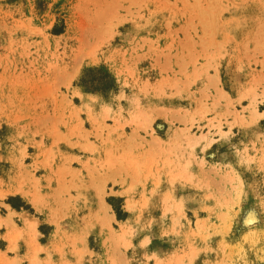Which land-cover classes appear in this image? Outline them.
I'll list each match as a JSON object with an SVG mask.
<instances>
[{"label": "rangeland", "instance_id": "rangeland-1", "mask_svg": "<svg viewBox=\"0 0 264 264\" xmlns=\"http://www.w3.org/2000/svg\"><path fill=\"white\" fill-rule=\"evenodd\" d=\"M93 66L115 87L86 91ZM65 195L55 237L80 233L44 264H264V0H0V216ZM126 219L146 249L115 241Z\"/></svg>", "mask_w": 264, "mask_h": 264}, {"label": "crops", "instance_id": "crops-1", "mask_svg": "<svg viewBox=\"0 0 264 264\" xmlns=\"http://www.w3.org/2000/svg\"><path fill=\"white\" fill-rule=\"evenodd\" d=\"M163 139L165 140V138L163 137ZM70 154H72L71 152H69ZM76 154V153H75ZM226 161L222 162L225 163ZM229 164V163H228ZM180 169V168H179ZM178 169V175H179V179H176L174 187L176 188L177 185H183V186H187V188L190 189H195V187L193 186V181L196 179V173L195 171H191L188 170L184 173H182L181 171H179ZM184 170V169H183ZM182 170V171H183ZM181 173V174H180ZM191 174L192 177L191 181L192 183L188 182L187 177ZM186 180H185V179ZM180 179H183L182 181ZM110 182H107V186H109ZM102 182L101 181H95L94 182V186L90 185V187H95V188H100L102 187ZM117 184H115L114 186V190L117 189ZM162 187L165 184H161ZM167 187H171L170 184L166 185ZM118 191V190H117ZM96 190H94V196L93 194L89 195V193H87L88 195V199L90 200V202L92 203V216L94 217V219L96 220L97 217L95 214V209L97 207H99L100 204H102L103 202H106V199L104 198V201L101 200V198L97 195ZM73 196L76 195V192L71 191L70 192ZM82 194L84 192H81ZM99 194V192H98ZM184 196L186 197H182V201L183 203H185L187 201V195L184 194ZM20 197H22V200L26 203V204H31V206H33L31 198L28 196H23L22 194H20ZM66 197V200L65 198ZM62 198H58V202L56 205H53L52 207L49 208V212L48 209L45 206H41V209L39 211L35 210V213L30 212L29 210L25 209L24 207L21 208H16L14 207L12 204L6 202L7 196L5 198H3V206L6 208V213L5 215H1L3 217H6L10 212L12 213V222L9 224H2L0 226V238H3L6 241V247H8L10 245V243L12 242L11 239H9V237H15L17 236L18 232V237L15 241V244L17 246L16 250H14L13 252L16 253L17 256H19L20 260H19V264L25 263V264H30L28 259L29 258H35L38 261V264H44L45 260H48L47 258V250L52 251V259H54L55 255L53 252L54 246H56V244L59 243V241L56 240H60L62 244H67L70 242V240L73 238V236H76L77 234L80 233V226H75V222H72V220L68 223L64 222L66 221V217L63 218V222H61L64 225H68V227L63 229V234H62V238L61 239H57L55 236L57 233H55V227H54V223L51 222L49 219H52L54 217L53 214H59L61 212H65L64 207L67 206V203L69 204V202L67 201V195H65ZM30 198V199H29ZM63 200V201H62ZM126 201V197L124 199ZM70 206V204L68 205ZM67 206V207H68ZM78 206H80V210L82 211L80 213V215L78 217H76V219L78 218V221L82 220L81 214H86L85 212V206L83 203L79 202ZM128 210V209H126ZM129 212V211H128ZM50 213V214H49ZM110 213V212H109ZM95 214V215H94ZM111 214V213H110ZM85 217L87 215H84ZM55 217L57 218V216L55 215ZM84 217V218H85ZM102 217V214L100 215V218ZM114 218L115 220H117V216L116 214H114ZM35 219V225H31V220ZM122 222H124V225H121L120 227V231L114 234V237H116V242H120V241H125L128 244V247H125V249L127 251H129L131 248L134 247H138V248H143L146 249L147 246H149L154 238L153 234H148L146 232H140L138 236L134 235H130L128 230V226H129V220H121ZM6 225V226H5ZM43 225V227L45 226V228L47 226H49L48 228V232H43L41 230V226ZM70 225H74L69 227ZM8 226V227H7ZM92 232H95L96 237H99V239L101 240V244L104 241L103 240V235L102 233H100V229L99 226L95 225L94 228H91L89 230V236ZM89 236H87V238H84V243L83 245L85 247H88V249L90 250V244H89ZM113 237V239H114ZM11 241V242H10ZM145 241V243H144ZM114 242V241H113ZM177 242L179 243V238H177ZM100 244V245H101ZM177 245H173L172 247L174 248H170L167 251H159V250H151L152 252H150L151 254H153L155 257L159 258L162 260V262L164 264H167L170 259L172 258V256L175 255V253H173V251H176L178 254V249H182L180 248L181 246L179 245L178 248L176 247ZM121 250H124V248L122 247ZM176 254V255H177ZM175 255V256H176ZM11 257H14L15 254H11ZM176 259V258H175Z\"/></svg>", "mask_w": 264, "mask_h": 264}, {"label": "trees", "instance_id": "trees-1", "mask_svg": "<svg viewBox=\"0 0 264 264\" xmlns=\"http://www.w3.org/2000/svg\"><path fill=\"white\" fill-rule=\"evenodd\" d=\"M89 73V74H88ZM91 73H99L98 76L89 78ZM100 80L102 82L100 83ZM81 83L84 85L86 91H94L99 89H105L107 87L114 88L115 87V80L114 77L102 67H88L85 69L84 74L81 78Z\"/></svg>", "mask_w": 264, "mask_h": 264}, {"label": "bare ground", "instance_id": "bare-ground-1", "mask_svg": "<svg viewBox=\"0 0 264 264\" xmlns=\"http://www.w3.org/2000/svg\"><path fill=\"white\" fill-rule=\"evenodd\" d=\"M150 119H151V117H150ZM150 119H148V120H150ZM152 120V119H151ZM161 140V139H160ZM189 177H192L191 176V174L189 175ZM17 190H19V189H17ZM21 190V189H20ZM23 192V191H22ZM24 192H26L27 194H29L28 193V191H24ZM35 196H33V198H34V200L36 199V196H37V194H34ZM30 196V195H29ZM32 198V197H31ZM33 198H32V200H33ZM30 199V198H29ZM34 200H33V203H34ZM37 200H38V197H37ZM37 200H35V201H37ZM36 204V203H35ZM11 216H12V213L10 212L6 217H3V216H0V226L2 225V224H9V223H11L12 222V218H11ZM35 222H36V220L35 219H33V220H31V225H32V227H33V225H35ZM13 238L14 237H10V239L11 240H13ZM10 247L12 248V249H15L16 248V244L14 243V242H12L11 243V245H10Z\"/></svg>", "mask_w": 264, "mask_h": 264}]
</instances>
